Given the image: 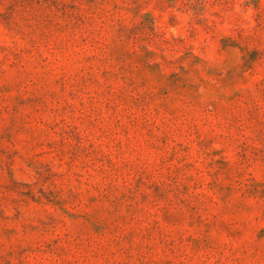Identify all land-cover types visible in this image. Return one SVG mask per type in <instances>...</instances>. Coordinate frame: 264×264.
<instances>
[{
	"label": "rangeland",
	"instance_id": "rangeland-1",
	"mask_svg": "<svg viewBox=\"0 0 264 264\" xmlns=\"http://www.w3.org/2000/svg\"><path fill=\"white\" fill-rule=\"evenodd\" d=\"M0 264H264V0H0Z\"/></svg>",
	"mask_w": 264,
	"mask_h": 264
}]
</instances>
